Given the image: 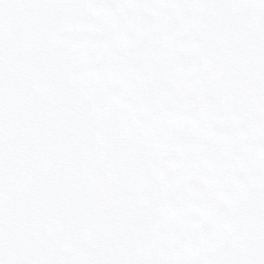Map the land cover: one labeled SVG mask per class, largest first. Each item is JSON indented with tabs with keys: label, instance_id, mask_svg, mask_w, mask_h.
Returning <instances> with one entry per match:
<instances>
[{
	"label": "snow or ice",
	"instance_id": "snow-or-ice-1",
	"mask_svg": "<svg viewBox=\"0 0 264 264\" xmlns=\"http://www.w3.org/2000/svg\"><path fill=\"white\" fill-rule=\"evenodd\" d=\"M0 264H264V0H0Z\"/></svg>",
	"mask_w": 264,
	"mask_h": 264
}]
</instances>
